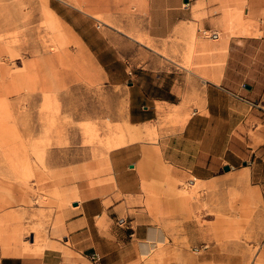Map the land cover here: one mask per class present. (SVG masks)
Here are the masks:
<instances>
[{
  "label": "rangeland",
  "instance_id": "374dc122",
  "mask_svg": "<svg viewBox=\"0 0 264 264\" xmlns=\"http://www.w3.org/2000/svg\"><path fill=\"white\" fill-rule=\"evenodd\" d=\"M145 2L0 0V255L28 246L22 254L39 256L58 246L55 239L63 232L52 229L56 201L48 195L55 191L57 176L73 173L71 182L81 191L89 181L99 188V178L89 180L82 173L87 162L94 161L95 167V160L110 150L137 140L153 146L161 135L183 127L180 113L205 112L211 78H202L187 56L185 30L164 39L147 37ZM240 3L246 9V0ZM221 5L219 38L194 23L191 43L196 36L213 46L226 32L257 34L258 22L264 30V16L254 22L245 17L247 9L241 10L240 20L232 24ZM156 95L178 102L154 101L157 120L143 123L154 127L133 125L130 102H150ZM259 105L264 114V98ZM257 116L232 126L221 150L220 138H207L208 146L221 154L211 156L203 178L194 170L181 171L172 194L167 175H142V192L132 195L134 200L106 186L100 195L107 196L106 205L120 209L122 220L150 227L140 259L152 264H264V185L256 182L248 150L264 138L263 116ZM237 130L248 135L239 155L230 149ZM129 152L136 159L133 147ZM224 164L230 169L224 170ZM74 168L80 172L75 177ZM138 210L148 216H136ZM35 223L43 224V239Z\"/></svg>",
  "mask_w": 264,
  "mask_h": 264
},
{
  "label": "crops",
  "instance_id": "0c3cea01",
  "mask_svg": "<svg viewBox=\"0 0 264 264\" xmlns=\"http://www.w3.org/2000/svg\"><path fill=\"white\" fill-rule=\"evenodd\" d=\"M221 1L225 6L224 18L226 15L232 18V12L237 13L241 10L245 12L246 9L245 17L254 22H258V18L262 19L264 16V0H246V9L240 3L242 0L145 2L146 36L164 39L183 28L189 39L187 56L193 57L202 78L212 79L206 82L205 112L195 110L191 114L180 113L179 117L185 121L183 127L161 135L153 146L137 140L134 144L129 143L110 150L108 156L95 160V167L94 161L85 165L83 163L82 165L87 166V172L82 173L89 180L99 178L96 181L102 183L99 188H93L91 185L95 182L89 181L88 186L84 187L85 191H81L75 182H71L73 173L66 171L65 175L57 176L53 179L55 191L48 195L56 201L52 229L63 232L60 239H55L58 246L45 248L39 256L22 254L27 252L28 246L22 250L14 247L11 248V255H0V264H152L144 262L137 256L138 252L142 254L143 250L148 248L147 242L143 240L149 238L150 227L145 224H132V220L127 221L125 217L122 220L123 215L118 214L120 209H115L114 204L106 205L104 201L107 196L100 195L105 193L106 186L120 194H128L129 200H134L131 196L142 192V175L148 178L152 175H167L170 192L171 187L176 186L174 181L181 177V171L194 170L198 177L203 178V171L210 168L211 156L221 154L222 151H216L208 146L207 138H220L221 150L225 144L227 131L232 126H237L249 116L257 118L258 113L263 116L264 121V114L259 105L264 98V30L259 22L257 34L226 32L213 46L205 45L196 36L191 43L194 23L201 24L205 30L219 38L218 34L224 25L223 13L219 8L222 6ZM234 22L232 20V24ZM152 100L130 102L129 119L135 122L131 121V124L152 128L153 125L143 123L157 120L158 112L154 101L169 104L178 102L159 95L154 96ZM175 110L178 114L177 109ZM237 133L238 139L234 140V148L230 149L239 155L240 151L243 152L242 146L248 135L239 130ZM262 134L264 137V130ZM132 147L136 152V159L129 152ZM248 150L249 156H254L252 168L256 182L264 185V138L254 149ZM150 154H154L152 160L148 158ZM239 161L246 162L244 158H240ZM243 167V171L248 172L247 168ZM75 168L74 177L80 173L79 171L75 173ZM161 169L166 173L161 174ZM69 203L71 206L66 207ZM136 213V216H148L146 210H138ZM100 218H103L101 223ZM42 226L41 223L34 225L38 239H43ZM17 228L19 231L20 228ZM17 230L13 232L16 233ZM47 245L57 244L47 241Z\"/></svg>",
  "mask_w": 264,
  "mask_h": 264
},
{
  "label": "bare ground",
  "instance_id": "6f19581e",
  "mask_svg": "<svg viewBox=\"0 0 264 264\" xmlns=\"http://www.w3.org/2000/svg\"><path fill=\"white\" fill-rule=\"evenodd\" d=\"M240 11H238L237 13L236 12H232V20L233 21H239L240 20V18H241V14L239 13ZM243 18V17H242ZM241 21H243V20H241ZM101 25V24H100ZM100 27V26H99ZM219 35V34H218ZM172 189L170 190V192L173 190L174 191V189H175V187H171ZM185 188V187H184ZM172 191V192H173ZM182 196H185V195H182ZM219 239V238H218Z\"/></svg>",
  "mask_w": 264,
  "mask_h": 264
},
{
  "label": "water",
  "instance_id": "95a60500",
  "mask_svg": "<svg viewBox=\"0 0 264 264\" xmlns=\"http://www.w3.org/2000/svg\"><path fill=\"white\" fill-rule=\"evenodd\" d=\"M223 169H224V170H228V169H230V165H229V164H225V165H223ZM74 204H76V203H74Z\"/></svg>",
  "mask_w": 264,
  "mask_h": 264
}]
</instances>
